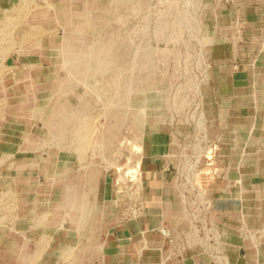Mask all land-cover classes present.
<instances>
[{
	"label": "crops",
	"instance_id": "0c3cea01",
	"mask_svg": "<svg viewBox=\"0 0 264 264\" xmlns=\"http://www.w3.org/2000/svg\"><path fill=\"white\" fill-rule=\"evenodd\" d=\"M55 1L0 0V252L16 246L0 264H264V0H207L210 71L190 93L201 111L158 125L136 191L130 179L118 191L102 181L86 130L67 148L37 116L39 95L57 83L53 61L38 65L56 46L48 32L65 33V20L45 13ZM73 87L76 110L86 97ZM209 147L210 159L184 155ZM53 165L77 188L56 207V184L37 190Z\"/></svg>",
	"mask_w": 264,
	"mask_h": 264
},
{
	"label": "bare ground",
	"instance_id": "6f19581e",
	"mask_svg": "<svg viewBox=\"0 0 264 264\" xmlns=\"http://www.w3.org/2000/svg\"><path fill=\"white\" fill-rule=\"evenodd\" d=\"M124 6H126L127 10L130 9L131 16L133 15L139 19L137 20L138 22L132 25L130 31L132 35L126 34L124 37H119L117 34L119 30L114 33L111 32L112 30L106 31V23L110 22L113 16H115L114 19L117 23H121L119 11ZM142 7L143 5L139 0H56L55 5H49L45 8V13H51L52 18L65 20L64 37L59 39L57 46L49 47L53 51L52 55H49V59L53 61L54 66H57L52 71V77L55 79L56 72H58L57 69H64L65 74L61 79H55L57 83L48 92L47 96H44L45 91L39 95L37 107L38 118L43 120L46 128L56 131L53 137V141L56 144L64 145L67 148H77V144L80 141L79 134L83 130H86L89 125L85 122L82 123L83 118H81V113L84 110L86 119L89 117L90 112L95 111L94 106L91 107V101L88 98H85L84 102L80 101L78 109L74 110L69 98H67L70 91L68 89L73 85L85 86L86 88L96 90L100 102L102 101V97L107 94V99H104L105 106L101 113L103 122L100 124L99 130L94 137L96 144L94 149L96 152L92 154V157H95L97 150L102 148L103 156L111 158L113 153H117L118 137L120 134L126 133L128 131L127 128L134 134L142 133L144 132V129H141L142 127L148 126L152 128L159 122L158 125L164 124L165 118L171 115L173 111H177L176 105L179 98L175 94L170 96L167 89L163 92L159 89L157 91L153 85L147 83V75L153 67L151 66L150 57L147 56L149 51L146 46L136 44L132 46V49L131 45H126L125 54L127 55L128 52H131L130 60L125 61L119 55L121 50H123V45L131 42V36L136 37V35L144 36L147 34L149 13H144ZM92 9H95L98 13L96 24L93 22L96 19L92 20L90 18ZM115 9L117 14H115ZM160 13L161 15H165L166 11L162 10ZM174 18L173 15L172 20ZM125 19L123 21L128 20ZM168 26L169 24L165 21L161 20L157 22L153 26L152 35L159 37L167 30ZM75 34L87 36L89 38L88 44L77 45L76 39L74 38V40L69 37ZM115 35L118 37V44L113 46L111 41ZM204 37L203 41L205 43L213 41L212 37H207L206 35ZM49 44L53 46L54 43L50 42ZM121 79L125 81L122 83ZM160 84L165 85V83H161L160 81L159 87ZM98 86L100 87L98 88ZM184 100L180 99L179 102ZM241 142L242 140L236 136L234 150L239 148ZM89 143L87 141V144ZM244 144L246 146L249 145V143ZM131 149L133 152L137 151L139 154L142 152L141 145L138 143H132ZM101 153L99 154L98 161L101 165L100 177L104 182L109 183L112 181L113 187L118 191L121 189L118 176L116 179L110 180L106 172L112 167L116 168L117 171L119 166L111 162L102 163L100 159L103 160L104 158H102ZM206 155L211 158L213 153L209 149ZM233 155L236 156L235 153ZM138 163L139 159L136 167H131L132 171L129 167L120 176L127 178L130 173H135ZM52 170L49 173V181L47 182L45 179L43 184L38 185L39 187L37 186V190L51 189V184H56L52 206H62L67 203V194L76 192L77 188L67 184V168L53 165ZM102 206L104 207V203H102ZM91 216V214L87 213V223ZM103 216L105 215L102 214ZM165 233V236H168V232L166 231ZM15 247L13 241H8L6 247L0 253L13 256L16 253Z\"/></svg>",
	"mask_w": 264,
	"mask_h": 264
},
{
	"label": "rangeland",
	"instance_id": "374dc122",
	"mask_svg": "<svg viewBox=\"0 0 264 264\" xmlns=\"http://www.w3.org/2000/svg\"><path fill=\"white\" fill-rule=\"evenodd\" d=\"M139 2L143 5L142 8L144 10V13H149L147 20V34H145L144 36H131V42L125 43V46L123 45V50H121L119 55L125 61L130 60L131 52H128L127 55L125 54L126 45H131L132 49V46H135L136 44H143L144 46H146L149 51V54L147 56L150 57L149 59L151 62V66L153 67L149 71L148 75L146 71V75L148 76L147 83L153 85L155 87V90L157 91L159 89L163 92L167 89L169 91L168 93H170V96H173L175 94L176 97L179 98V101L180 99H185L184 101L177 102V111H173L171 115L165 118V121L162 119L165 123H171L172 125H174L179 120L181 113H184V111H189L190 109H194L195 112L197 110L201 111V104L199 103V101L195 100V97L194 99L190 98V93L196 91V89L198 88L196 87V85H198V83L199 88L201 87V84L206 79V73L210 71L208 67H210L211 64L210 61H208L206 58V50L207 47L211 45V42L205 43L203 41L207 31L212 30L213 28L211 27V19H207V12L210 10V7L207 5V0H139ZM41 7L42 6H39L38 8ZM162 10L166 11L165 15H161L160 12H162ZM115 14H117V12ZM119 14L121 16V23H117L114 19L115 16H113L111 21L106 23V31L108 32L112 30L111 32L114 33L115 31L117 32V30H119V33H117L119 37H124L126 34L132 35V33L130 32L132 29V25L138 22L137 20L139 18L133 15L131 16L130 9L127 10L126 6L121 7ZM173 15L175 18L172 20ZM127 16H129V18H127ZM97 17L98 13L95 9H92L90 18L92 20L96 19L95 21H93L95 24L97 21ZM161 17H163L164 19H160ZM125 18L128 20L123 21ZM161 20L167 22L169 26L167 30L162 33V35H160L159 37H155L152 35L153 26ZM55 26L56 27H53L51 30H49L48 34L56 35L59 37L63 32L62 27H57V25ZM58 37L56 38L54 36V39H52L56 46L58 45L60 39V37ZM75 39L74 40L76 41V44L80 46L88 44L89 40V38H87V36L85 35H77ZM111 42L113 46L118 44L117 35L112 37ZM51 62L52 61H49L45 58L44 60H41V62L39 61L38 65H51ZM56 73L57 74L55 75V79H61V77L65 74V70L59 69ZM107 77H109V75H107ZM124 81L125 80L121 79L122 83ZM160 81L161 83H165V85L160 84L159 87L158 84L160 83ZM99 87L100 86H98V88ZM73 88L76 92L78 91V88H82L80 92H82V94L83 91L85 92L84 94L86 95V98L91 101V107L94 106L95 108V111L90 112L89 117L84 120L85 123L89 124L88 128L86 129L85 140L86 142H90L89 148H94V146L96 145L94 137L99 130L100 124L103 122L101 113L105 106L104 99H107V94L102 97V101L100 102L96 90H93L91 88L89 89L88 87L86 88L85 86H75ZM187 120L190 121V118H188ZM37 123L40 125L41 122L39 121ZM158 124L152 128H149L146 125L147 127L144 126L141 128L144 129V132L138 134L132 133L127 128L128 131L126 133L120 134V136L118 137L117 153H113L111 158H105L103 156L102 148L97 150L95 157L98 161L99 154L102 152L101 156L102 158H104L103 160L100 159L102 163L111 162L119 166L117 171L116 168L112 167L106 173L107 177L110 180L111 178L116 179V177L118 176L119 186H121V188L122 186L124 188V184H126L125 179H130L132 181L130 183V187L133 186L136 191V187L138 185L137 181L141 173L143 146L148 144L149 139H151V137L155 135L154 132L158 131ZM164 124L162 123L161 125ZM150 130L152 132H150ZM192 136L194 135L190 134L186 135L185 137L187 139H190ZM201 136H203V134H198V137ZM132 143H138L141 145V154H139L137 151H132ZM213 148L214 147H209L205 152H190L189 150H187L184 155L186 157L192 158L200 157L210 159V157H208L206 153H208L210 149V151L214 154L213 151L215 150H213ZM91 152H94V150L92 149ZM139 156L140 158H138ZM138 159L139 163L136 168V172L130 173L127 178L121 177L120 175H122V172L125 169L129 167L130 169L131 167H136Z\"/></svg>",
	"mask_w": 264,
	"mask_h": 264
},
{
	"label": "built area",
	"instance_id": "2783aa9c",
	"mask_svg": "<svg viewBox=\"0 0 264 264\" xmlns=\"http://www.w3.org/2000/svg\"><path fill=\"white\" fill-rule=\"evenodd\" d=\"M160 232H161L162 235H164V236L166 235V233H165L166 230L162 229Z\"/></svg>",
	"mask_w": 264,
	"mask_h": 264
}]
</instances>
